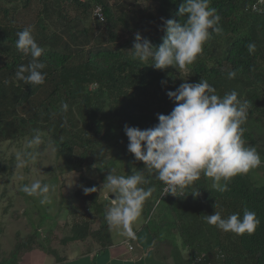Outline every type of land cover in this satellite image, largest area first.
Here are the masks:
<instances>
[{
    "label": "trees",
    "instance_id": "obj_1",
    "mask_svg": "<svg viewBox=\"0 0 264 264\" xmlns=\"http://www.w3.org/2000/svg\"><path fill=\"white\" fill-rule=\"evenodd\" d=\"M59 1H56L57 10L62 13L61 16L67 18L68 11H63ZM62 1L67 4L73 2L85 16H81L79 12L74 20L67 19L65 24L52 19L45 21L44 15L47 14L46 7L48 8L49 2L43 1V12L36 22L38 34H33L38 45L45 49L40 57L46 65L42 71L47 73L42 85L33 87L22 80H15L19 65H27L31 61L30 56L23 55L15 46L17 33L25 27L15 28L0 24V53L4 58L6 54L13 53L10 61L0 58V133L8 135L16 128L17 121L21 125V118L25 119L30 128L29 137L33 139L34 133L38 131L41 134L40 145L43 151L44 142L49 135L51 143L56 145L58 156L64 160L65 167L71 172L82 171L88 163L95 143L91 134H97L104 142L105 148L118 157L110 163L116 165L122 175H130L132 168L143 169L144 162L137 161L134 154L128 151L129 141L120 127L101 133L102 121L113 119L122 127L126 124L141 129L151 127L155 117L145 111L148 105L145 106L141 99L149 93L159 100L162 114L172 111L175 104L167 95V86L171 80L170 70L178 69L170 66L165 70H157L146 65L151 63V60L140 62L129 51L133 48L134 34L138 31L159 46L165 35L160 27L161 17L180 20L177 12L183 0H152L149 7L142 5L141 9H138L140 15L136 21L131 20V17L135 16L137 4H134V10L129 12L130 10L123 9L126 4H121L119 0ZM255 2L257 0H211L210 7L216 9V13L221 17L219 26L222 31L219 34L214 33L205 44L203 51H208V59L203 57L202 52L197 60L187 67H191V78L188 79L190 83L199 82L203 77L220 93L225 92L222 87L229 83V71L237 73L235 79L231 80L247 83L250 92L246 100L250 102V107L247 121L243 125L246 129L243 139L246 146L255 147L259 154L263 155L261 159L264 161V39L251 30L253 24L264 22V4L261 5V10L255 11ZM96 3L103 4L105 9L108 41L106 44L92 45L88 50H85L84 46L74 49L73 44L84 45L96 38L95 28L79 27L82 20L92 15ZM3 11L5 15L9 12L7 8ZM71 21L74 23H70ZM96 25L102 24L97 22ZM120 28L128 29L129 37H124ZM219 40L221 42H218ZM249 43L256 45L254 53H249ZM5 80L9 83L5 84ZM165 80L167 83L162 84ZM64 103L68 104L67 112L61 109ZM76 107L83 113L82 117L86 122L85 133L82 135L75 131L78 127L73 120ZM4 114L16 116L7 121ZM42 131H47V135ZM17 135L13 134L12 137ZM80 146L83 150L77 153L76 149ZM28 150L31 155L35 152L32 151V145ZM11 162L14 163L13 159ZM106 167L96 166L99 170ZM145 177L148 183L143 186L154 190L144 204L138 225L133 227L135 236L149 237L153 246L158 247V251H163V258L168 255L162 245L168 242L173 250L171 264H192L196 256L202 253L205 255L195 264H264V182H260L258 177L249 172L237 175L229 182V190L220 193L213 188L211 178L201 175L193 186L186 189V194L196 191L200 192L199 196L191 193L183 197L168 194L162 212L156 207V202L161 197L164 184L156 179L155 175H149L147 172ZM50 180L56 181L57 176L51 177ZM101 181L96 176L82 175L76 194L87 203L90 212L75 219L71 225V234L62 239L65 245L71 241L90 240L99 243L98 250L103 252L114 245V234L122 233V230L116 227L109 229L105 220L106 209L112 199L102 196L104 190ZM83 187H96L98 190L85 194ZM215 203L216 211L220 212L222 217L226 218L234 213H240L242 217L243 210L248 208L256 212L261 223L252 235L223 232L204 220V216L215 212ZM75 207L73 205L70 211L75 213ZM61 211L62 209L59 214ZM171 214L175 215L174 218L167 219L166 215ZM48 217L49 215H44L43 221ZM97 218H101L103 222L100 220L99 227L95 229ZM153 220L155 229L150 228ZM170 225L177 229L176 234L181 236L184 249L176 243L172 245L174 242L165 237L164 228ZM51 233L49 229L43 238H39L41 232L36 229L30 236L19 240L10 256L2 259L0 264H20L23 255L34 249L54 255L62 264L68 260V256L62 255L53 247Z\"/></svg>",
    "mask_w": 264,
    "mask_h": 264
},
{
    "label": "clouds",
    "instance_id": "obj_2",
    "mask_svg": "<svg viewBox=\"0 0 264 264\" xmlns=\"http://www.w3.org/2000/svg\"><path fill=\"white\" fill-rule=\"evenodd\" d=\"M210 4L211 0H183L177 12L180 20L161 17L160 27L165 35L159 46L138 31L134 34V45L129 52L140 62L151 60L146 65L157 70L170 66L185 69L202 54L213 34L222 31L219 26L221 17ZM97 5L102 6L105 19L103 16H99L100 19L94 17ZM92 18L95 24L100 22L105 25L107 17L103 4H95ZM32 32L33 26H27L17 33L15 46L20 53L30 56L31 61L27 65H19L16 79L34 87L44 84L47 73L42 71L46 65L40 60L45 49L38 45ZM247 48L251 54L255 52L256 45L249 43ZM236 75V71H229L227 78L235 79ZM4 83L8 84L9 81L5 80ZM161 83L166 84L167 81ZM167 95L175 106L169 114L158 113V123L153 127L141 129L127 124L124 127L129 141L127 149L137 161L144 162V168H132L127 176L116 175L109 168L110 174L102 187L113 194L105 214L109 229L119 228L128 238H135L133 227L137 226L135 223L154 190L143 186L148 183L145 172L155 175L164 184L161 197L156 202L157 207L168 194L183 197L191 193L199 196L200 192L196 191L186 194V189L193 186L201 175L211 178L213 188L224 193L229 190L233 177L247 174L264 163L255 147L245 145L243 136L246 129L243 125L247 121L250 102L241 98L236 90L221 97L216 88L202 77L195 83L184 80L174 91H167ZM61 109L67 112L68 104H62ZM30 143H41L38 131ZM21 159L22 156L18 157V160ZM50 190H54V186L40 180L21 188L26 195L40 198L41 204L50 203ZM97 190L96 187H83L85 194ZM214 207L215 212L204 216V220L223 232L252 235L261 223L256 212L248 208L243 210L242 217L240 213H234L225 218L216 211V203ZM125 243L129 250H134L133 243L127 240Z\"/></svg>",
    "mask_w": 264,
    "mask_h": 264
},
{
    "label": "rangeland",
    "instance_id": "obj_3",
    "mask_svg": "<svg viewBox=\"0 0 264 264\" xmlns=\"http://www.w3.org/2000/svg\"><path fill=\"white\" fill-rule=\"evenodd\" d=\"M43 1L44 0H0V24L14 26L15 28L33 26L32 34H38L36 22L39 19V16L42 14L41 12H43ZM46 1L49 2V4L48 8L46 7L47 14L44 15L45 21L58 20L62 24H65L67 19L74 20L79 12L81 16H85L84 13L80 11V9H77L76 5L73 2L67 4L65 1L60 0L59 2H61L62 4L63 11L64 9L68 11L67 18H64L63 16H61L62 13L57 10V0ZM110 1L113 2L114 0ZM119 1L121 4H126L125 8L123 9H128V11L130 10L129 12L134 10V4L138 5V7H136L135 9V16L131 17V20L136 21L140 15L138 9H141L142 5L149 7V2H151L152 0ZM4 8H7L9 10L7 15H5V12L3 11ZM70 23H74V21H71ZM83 26H91L95 28L94 30L96 32V38L84 45L73 44L72 46L74 47V49H79V47L84 46L85 50H88V48L92 45L107 43L109 30L105 27L104 24L101 26H97L92 18V15L79 23V27ZM252 27L253 29L251 30L256 32L258 37H262L264 39V22L253 24ZM120 31L124 32V37H126V35L129 37L128 29L120 28ZM218 42H221V40H219ZM207 52V50L203 51V57L206 59H208L209 57V54H207ZM0 58L10 61L13 58V53L6 54L5 58L0 53ZM170 71L171 80L168 82V91H174L181 83L184 82V80H187L189 82L188 79L191 78V67H186L185 69L178 71H174V69H171ZM15 80L17 81V79ZM242 83L243 82L241 81H234L229 79V83L222 87L225 92L220 93V91L217 90V94L223 97L225 93L236 90L241 98L247 99L249 97L250 87L247 85V83ZM141 99L145 106L148 105V107L145 108V111L151 115H154L155 117L151 125V127H153L158 123L157 114L163 113L162 108H160V102L151 93L147 94ZM148 100H151V102H148ZM164 101L165 100H163V102ZM82 115L83 113L76 107V112L74 113L73 120L78 125L75 131H77L79 135L85 133L86 122ZM15 116L16 115H5V118L7 119V121H9L12 120L10 118H15ZM21 120V125L20 123L18 124L17 122L19 121H17L15 123L16 128H14L13 131L9 132L8 135H3L0 133V261L10 256L11 252L15 248L16 243L19 240L30 236L35 232L36 229L41 232L39 238H43L42 236L46 235V231L51 229V244L53 245V247L57 248L60 253L65 254V251L69 247L67 244L66 246L62 242V239L71 234V225L78 218L83 217L84 214L90 212L87 203L82 201L81 198L76 194L81 184L80 179L82 175L88 174L90 176H96L97 178L102 180V187L106 180V176L110 174L109 168L114 170V174L122 175V172L118 170L117 166L110 163L111 160L118 159L117 155H112V152L108 151L105 148L104 142L99 135H93L90 133L91 138L95 140V143L92 146V151L90 153L91 158L88 160V163L85 165L82 171L80 170L77 172H71L68 171L65 167L64 160L58 156L56 145L54 143H51V137H49L48 135V139L45 140L42 151L40 144L36 145L28 141L30 138L28 135L30 132V128L25 119L21 118ZM13 121H15V119H13ZM102 123L103 127L101 128V133H103L107 129L116 130L118 127H120V129L125 133L124 127L119 125L113 119L104 120L102 121ZM149 127L150 126H148V128ZM13 134L18 135L16 137H12ZM43 134L47 135V131ZM118 138H120V136H118ZM262 138V146L264 147V135L262 136ZM30 145H32V151L35 150V152H33L34 154L32 155L30 153L31 151L28 150V147ZM82 150L83 148L80 146L76 149V152L80 153ZM20 156H22V159L18 160V157ZM260 156L263 155L260 154ZM12 159L14 163L11 162ZM100 165H105L107 167L102 168L103 170H99L96 168V166ZM249 173L254 175L256 178L258 177L257 179L260 182H264V163H262V165L258 168L251 169ZM53 176H57V180L49 181V179ZM36 180H40L43 183L54 186V190H50V193L48 194L50 203L41 204L40 198L28 196L21 191L23 185L29 184ZM103 190V197H110L111 199H113V194L107 188H103ZM73 205H75V208L77 209L75 213H73L74 211H70ZM165 205L166 200L161 203V206H158V210H163ZM60 209H62L61 214H59ZM43 214L49 215V217L45 221H43ZM166 216L167 219H169L170 217L174 218L175 215L171 214L170 216ZM100 220L102 219L97 218V222L94 225L95 229L99 227ZM139 220L140 218L138 219V221ZM154 222L155 221L153 220V224H150V228L153 227L155 229ZM139 227H141V224ZM169 229H171V231H169ZM176 231L177 229L174 225L166 226L164 228V234L166 235L165 237H168L169 241L172 240L174 242L172 243V245L176 243L177 245L182 246V248L184 249L182 238L179 234H176ZM137 237L139 240L143 239L140 235ZM70 243L71 242H69V244ZM92 244H96L97 246H99V243L93 242ZM139 244L141 245L140 242ZM84 246H86V244ZM162 249L168 255V257L163 258V251H158L161 258L157 259V264L173 263V250L171 248V245L166 242V244L162 245ZM85 250L87 251V249ZM108 253L109 252H107L106 255H108ZM153 254L155 253L153 252ZM86 255H81L77 256L74 259L72 258L66 260L62 264H97V262L93 260V256L90 257L88 254ZM25 257L28 260H25L24 258L22 264H35L32 263V259L29 258V255L26 254ZM128 258V262L131 264L132 260L130 257Z\"/></svg>",
    "mask_w": 264,
    "mask_h": 264
},
{
    "label": "crops",
    "instance_id": "obj_4",
    "mask_svg": "<svg viewBox=\"0 0 264 264\" xmlns=\"http://www.w3.org/2000/svg\"><path fill=\"white\" fill-rule=\"evenodd\" d=\"M135 224L138 225V221ZM115 234L113 239L114 245L110 246L106 251L99 252L98 250L99 247L96 244H92L93 242H91L90 240L86 242L71 241L70 244L69 243L67 244L69 248H67L65 254L62 255H67L68 256L67 259L69 260L72 258L74 259L77 256L88 254L90 257L93 256V260L97 262V264H130L128 262L129 260L128 257H130L132 260L131 264H157L158 263L157 259L161 258L159 252L157 251V248L153 246L152 241H150L149 237L148 238L145 237L139 240L138 237L136 236L133 239V238H128L122 233L121 234L115 233ZM126 240L128 241V243L129 242L133 243L134 245L133 251L128 249V246L125 243ZM139 242L141 243V245L139 244ZM85 244L86 246H84ZM85 249H87V251ZM107 252H109L108 255H106ZM153 252L155 254H153ZM26 254L29 255V258L32 259V263L35 264H60L56 260V257L54 255L47 253L41 249H34L32 251L25 253L23 255L20 264L23 263L24 258L25 260H28L25 257Z\"/></svg>",
    "mask_w": 264,
    "mask_h": 264
},
{
    "label": "built area",
    "instance_id": "obj_5",
    "mask_svg": "<svg viewBox=\"0 0 264 264\" xmlns=\"http://www.w3.org/2000/svg\"><path fill=\"white\" fill-rule=\"evenodd\" d=\"M264 4V0H257V2L254 3L253 5V9L256 11V10H261V5ZM99 16H103V18L105 19V15L103 13V9H102V6L100 5H97L94 9V17L97 18V19H100ZM130 248L132 249L133 247L130 246ZM205 254H201V255H198L196 256V258L194 259V262H192V264H195V262H199L203 256Z\"/></svg>",
    "mask_w": 264,
    "mask_h": 264
}]
</instances>
